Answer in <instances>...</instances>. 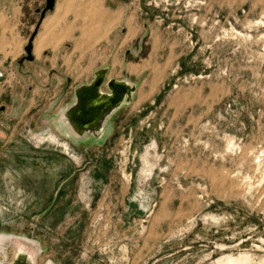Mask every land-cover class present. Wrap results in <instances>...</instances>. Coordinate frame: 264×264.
<instances>
[{"label": "rangeland", "instance_id": "374dc122", "mask_svg": "<svg viewBox=\"0 0 264 264\" xmlns=\"http://www.w3.org/2000/svg\"><path fill=\"white\" fill-rule=\"evenodd\" d=\"M122 1L146 78L91 139L0 53V264H264V0ZM26 5L0 0L18 33Z\"/></svg>", "mask_w": 264, "mask_h": 264}, {"label": "crops", "instance_id": "0c3cea01", "mask_svg": "<svg viewBox=\"0 0 264 264\" xmlns=\"http://www.w3.org/2000/svg\"><path fill=\"white\" fill-rule=\"evenodd\" d=\"M35 1L40 5H26L23 11L18 10L19 17L31 19L23 23L24 30L19 33L16 25L20 22L12 28L5 22L4 9H0V53L5 57L11 55L7 45L13 40L18 42L15 48L18 55L14 58L20 59L22 47L35 32L30 47L33 61L24 63V69L33 74H45L46 81L28 83L29 90L64 85L71 93L66 106L74 100L73 90L90 86L93 74L100 71L103 84L98 91L106 94L105 84L113 81L129 91L130 100L124 107L131 106L139 84L146 78L142 65L131 62L144 52V42L152 35L149 23L143 19L144 13L132 11L122 0H53L50 12L38 21L36 11L44 6V0ZM103 43H109L110 47L105 44L99 52L97 47ZM18 103L21 105V101Z\"/></svg>", "mask_w": 264, "mask_h": 264}, {"label": "water", "instance_id": "95a60500", "mask_svg": "<svg viewBox=\"0 0 264 264\" xmlns=\"http://www.w3.org/2000/svg\"><path fill=\"white\" fill-rule=\"evenodd\" d=\"M52 5L53 0H44V6L36 11V14H38L39 17L38 21L42 19L44 14L50 12ZM33 33L29 35L26 44L24 45V47H22L21 52L24 53V56L21 58V61H19V63L33 61L30 53ZM93 78L94 81L90 86H79L77 89L73 90L74 100L72 103L66 105V110L63 114L64 117L71 114L75 115V117L78 118L83 117V120L81 122L82 124H84L82 129H84L85 132L83 133H90V135H88L90 139L92 138V127L94 126L97 118L101 117L104 122L108 116L112 115L114 112H117L120 107L128 105V102L130 100L129 91H126L120 85L117 86L113 81H108L105 84L104 90L107 91L106 94H102V92L98 91L99 86L103 84V78L101 77L100 71L95 72L93 74ZM17 262L19 264H26V261L22 263L18 260L15 261L14 264H16Z\"/></svg>", "mask_w": 264, "mask_h": 264}, {"label": "bare ground", "instance_id": "6f19581e", "mask_svg": "<svg viewBox=\"0 0 264 264\" xmlns=\"http://www.w3.org/2000/svg\"><path fill=\"white\" fill-rule=\"evenodd\" d=\"M81 120V119H80ZM16 264H19L18 262Z\"/></svg>", "mask_w": 264, "mask_h": 264}]
</instances>
